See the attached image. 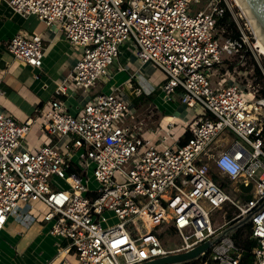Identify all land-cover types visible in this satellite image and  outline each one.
I'll use <instances>...</instances> for the list:
<instances>
[{"label": "built area", "instance_id": "built-area-1", "mask_svg": "<svg viewBox=\"0 0 264 264\" xmlns=\"http://www.w3.org/2000/svg\"><path fill=\"white\" fill-rule=\"evenodd\" d=\"M0 1L62 31L78 53L65 84L90 95L100 76L109 83L119 46L132 38L136 59L164 75L163 98L178 95L194 114L184 143H168L167 132L159 147L132 126L134 107L120 86L103 87L76 114L59 98L42 107L54 142L30 148L23 139L31 120L21 123L0 107V231L20 200H35L46 205L40 219L50 233L67 242L59 255H69L60 264H146L205 242L208 248L192 258L201 264L208 263L202 259L207 252L218 264H239L246 252L252 264H264L263 89L228 77L229 70L213 79L225 58L253 50L255 32L237 0ZM192 2L202 7L193 9ZM227 13L237 35L217 32ZM7 49L24 65H43L46 45L39 33L20 31ZM116 68L126 70L121 63ZM130 79L141 83L133 88L137 94L147 90L140 69ZM227 205L237 212L219 223L213 212ZM244 225L241 242L235 232ZM171 233L180 244L167 245L163 235Z\"/></svg>", "mask_w": 264, "mask_h": 264}, {"label": "crops", "instance_id": "crops-1", "mask_svg": "<svg viewBox=\"0 0 264 264\" xmlns=\"http://www.w3.org/2000/svg\"><path fill=\"white\" fill-rule=\"evenodd\" d=\"M20 31L42 35L46 45L42 67L34 68L24 65L14 59L8 51V40ZM131 56L135 57L133 51ZM77 57L78 53L60 29L48 27L36 15L24 16L12 9L7 3L0 1V107L21 123L31 120L30 129L23 139V143L27 147L34 148L43 143L54 142L53 136L44 128L40 112L41 108L48 105L53 99L59 98L68 107V103H70L77 109L86 103L92 95L101 91L103 87L109 88L113 85L126 86L131 89V93H134L135 90L133 88L140 86L141 83H137V80L134 82L129 80L132 73L152 65L140 63L133 71H129L127 65H125L126 70L123 71H118L116 68L109 83L98 82L91 94L85 95L81 91L74 89L68 80L66 84L64 83L68 73L75 65ZM141 75L147 84V90L144 93L147 95L154 93L155 97L152 102L162 110L168 100L163 98V95L160 94L161 90L158 92L157 88L163 82L164 75L157 69H153L149 76L143 74L142 71ZM62 83H64L66 88L65 93L58 91ZM140 95L137 94L133 101H136ZM144 98H147V96ZM134 106L136 108H134V114L130 120L132 126L140 129L145 137L150 138L155 143L161 136L163 129L160 127L159 130L149 127L145 128L143 123L137 121L136 118L137 111L140 108L135 102ZM185 110H187V113L182 118V122L186 127L188 121L194 115L189 114L187 108ZM169 117L177 119L173 115ZM172 123L173 128L171 127L169 130L174 133L177 124L176 121H172ZM187 133L186 131L179 138L175 137L179 139V144L186 141L189 134ZM32 205H34L33 208L31 204L26 208L18 206L17 213L9 218L5 228L0 231V264H60L64 257L69 255L63 251L59 255L61 249L67 245V242L52 235L49 231V224L42 222L40 219L41 213L46 210V205L41 201ZM28 215H30L32 221H30Z\"/></svg>", "mask_w": 264, "mask_h": 264}, {"label": "rangeland", "instance_id": "rangeland-1", "mask_svg": "<svg viewBox=\"0 0 264 264\" xmlns=\"http://www.w3.org/2000/svg\"><path fill=\"white\" fill-rule=\"evenodd\" d=\"M191 6L193 9L197 10L202 7V4L199 2H192ZM228 23L229 22L227 21V23H225L224 25L220 24L221 26L217 29V32L224 34L223 36L234 34V32L237 31V28L236 29L228 28ZM222 28H225L227 33L223 32V30H221ZM251 41H253L251 42L253 50L249 49L250 51L248 53H245L244 58H241V57L225 58V61L221 63V65L218 66L219 69L217 70L216 74L213 76L214 80L221 78V76L224 73H226L227 70H229L230 74L228 77H234L235 79L240 81L242 84H246L248 82L250 83L254 82L256 86L260 87L261 89H264V55L260 53L259 47L256 46V36L255 35L252 36ZM133 50H134V44H133L132 38H129L126 42L122 43L119 46V53H120L119 58L109 68V72L113 74L119 62H121L123 65H127V67H129V71H133L134 69H136L137 66L140 64V62L137 61L134 56L133 57L131 56V53ZM258 68L260 69V72L258 71ZM153 69H155V66L151 65L150 67H143L141 71L146 76H149L150 72ZM108 79L109 77L107 75H102L100 76V79L98 81L105 83L108 81ZM130 80L132 82L136 81V79L134 80L130 79ZM159 89L161 90L160 86L157 88V90ZM92 90L93 88L90 90V93ZM119 90H120L121 95L124 98H126L130 102V104L133 105L134 108H136L134 106L133 100L135 99V97H137V92L134 91V93H131L130 91L131 89H129L126 86H121ZM141 96L142 94L139 97ZM140 99L141 100L138 101L139 102L138 106L140 110L137 111L136 118H137V121L143 123L145 128L149 127V128H154L156 130H159L161 128L163 129V131L161 132L160 135H163V134H167V132H170L169 128L171 127L173 128L172 121H176L177 127L175 128L174 133L170 132L171 133L170 136L173 137V138H170V140H168V143L170 144L173 142V140L171 139L179 138L181 135H183L184 132H186L187 125L185 127L182 122L183 121L182 118L184 117L185 113H187V110H185V108L188 109L189 114L190 113L193 114V112L191 111L192 110L191 108L187 107L186 105L178 103V100H179L178 95H175L172 98V101L168 100L167 101L168 103H166L165 106H163L164 108H162V110H160L155 105L154 102L152 101L148 102L146 98H140ZM68 105L69 107L70 106L72 107V108L70 107V111L73 114H76L77 111L79 110V108L75 109L70 103H68ZM195 109L197 113L205 114V110L201 105H197ZM171 115L176 116L177 119L170 118L169 116ZM158 140L159 139H157L155 143L159 145V147H161L160 144L158 143ZM76 158H78V156H76L75 159ZM89 173L90 175L92 174L91 169ZM212 173L214 172L212 171ZM118 179L121 180L120 177H118ZM59 182L64 184L63 180H60ZM224 182L226 183V186L228 187V189H230L231 183H229L228 180H224ZM90 186L96 187L97 184L92 183L90 184ZM246 196L251 198L252 194H248ZM35 202H36L35 200H30L29 202L20 200L18 204L20 208H26V207H29L30 204H33ZM236 212H237V209L235 207L227 205L222 210L214 211L213 216L217 219L219 223H222L223 217L228 216L229 213H232L233 215ZM28 216H29L30 221H32L31 220L32 218L30 217V215ZM35 224L39 225L38 223H35ZM247 230H248V225L239 227L237 231L235 232L236 238L239 241H242L245 235L247 234ZM163 239L167 243L168 246L169 245L175 246L177 244H180V238L175 233L174 234L171 233V235L170 234L163 235ZM193 260L194 259H192L191 261L184 260L180 262H172L171 264H190L191 262H193ZM200 262L201 260L199 261V263Z\"/></svg>", "mask_w": 264, "mask_h": 264}, {"label": "water", "instance_id": "water-1", "mask_svg": "<svg viewBox=\"0 0 264 264\" xmlns=\"http://www.w3.org/2000/svg\"><path fill=\"white\" fill-rule=\"evenodd\" d=\"M238 3L246 13L247 17L249 18L250 23L254 29V32L255 31L257 32L258 36L264 43V0H238ZM251 187L252 184H250L249 186L243 185L242 189L244 191H249ZM247 220L248 217L238 223L230 225L223 232V234L225 232H230L234 230L239 224L244 223ZM209 244H210L209 242H205L202 245H199L196 248L192 249L191 251L178 253V254H171L146 264H164V263L189 260L198 256L201 252H203L206 248H208Z\"/></svg>", "mask_w": 264, "mask_h": 264}, {"label": "trees", "instance_id": "trees-1", "mask_svg": "<svg viewBox=\"0 0 264 264\" xmlns=\"http://www.w3.org/2000/svg\"><path fill=\"white\" fill-rule=\"evenodd\" d=\"M227 21L229 22L228 23V28H232V29H236V24L235 22L230 18V14L227 13L222 19L219 20V24L221 25H224L225 23H227ZM234 35H237V31L234 32ZM258 71L260 72V69L258 68ZM264 91V89H263ZM158 92H160V89L158 90ZM142 96L141 97H138L136 99L135 104L139 105V100H141L140 98H144L145 96H147V100L148 101H152L155 97L154 93L151 94V95H147L145 94L144 92L141 93ZM188 132V131H187ZM188 134V133H187ZM189 136V134H188ZM215 177V176H214ZM232 216V213H229L228 214V217H231ZM242 242V241H241ZM246 246H250L249 243L246 244ZM203 260H208V263L207 264H218L215 260H213L212 258L209 257V252L205 253V255L202 257ZM200 261V258L199 259H196V260H193V263H198V264H201V262L199 263ZM239 264H252V255L251 253L249 252H246L245 255L243 256V258L241 259L240 263Z\"/></svg>", "mask_w": 264, "mask_h": 264}, {"label": "bare ground", "instance_id": "bare-ground-1", "mask_svg": "<svg viewBox=\"0 0 264 264\" xmlns=\"http://www.w3.org/2000/svg\"><path fill=\"white\" fill-rule=\"evenodd\" d=\"M238 1V0H237ZM256 32V31H255ZM256 36V46L259 47V51L260 53H262L264 55V43L263 41L260 39V37L258 36L257 32L255 34Z\"/></svg>", "mask_w": 264, "mask_h": 264}]
</instances>
